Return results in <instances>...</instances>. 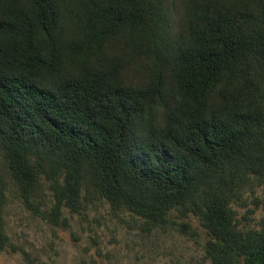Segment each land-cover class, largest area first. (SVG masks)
I'll return each instance as SVG.
<instances>
[{"label":"trees","instance_id":"16d2710c","mask_svg":"<svg viewBox=\"0 0 264 264\" xmlns=\"http://www.w3.org/2000/svg\"><path fill=\"white\" fill-rule=\"evenodd\" d=\"M0 156V255L11 181L50 222L94 185L148 230L196 217L211 264H264V217L231 206L264 177V0H0Z\"/></svg>","mask_w":264,"mask_h":264},{"label":"rangeland","instance_id":"374dc122","mask_svg":"<svg viewBox=\"0 0 264 264\" xmlns=\"http://www.w3.org/2000/svg\"><path fill=\"white\" fill-rule=\"evenodd\" d=\"M126 74L137 73L131 66ZM82 204L79 212L64 207L62 221L50 222L25 204L10 181L3 224L12 249L0 255V264H211L205 249L209 237L194 216L173 209L169 217L185 219L192 228L172 223L148 230L139 217L115 210L94 185L84 188ZM231 206L243 229L256 227L264 217V177L253 176Z\"/></svg>","mask_w":264,"mask_h":264}]
</instances>
